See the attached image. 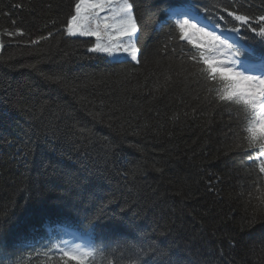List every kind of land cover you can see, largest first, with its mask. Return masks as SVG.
<instances>
[{
  "label": "trees",
  "instance_id": "trees-1",
  "mask_svg": "<svg viewBox=\"0 0 264 264\" xmlns=\"http://www.w3.org/2000/svg\"><path fill=\"white\" fill-rule=\"evenodd\" d=\"M131 2L139 64L67 35L76 0H0V264H56L45 237L87 239L80 222L97 217L124 264L128 246L159 264L150 245L167 251L164 264H264L260 161L236 147L234 110L192 75L183 51L194 47L168 40L169 0ZM194 2L209 28L220 16L239 25L223 8L254 27L264 16V0ZM242 34L264 50L247 26Z\"/></svg>",
  "mask_w": 264,
  "mask_h": 264
},
{
  "label": "snow or ice",
  "instance_id": "snow-or-ice-1",
  "mask_svg": "<svg viewBox=\"0 0 264 264\" xmlns=\"http://www.w3.org/2000/svg\"><path fill=\"white\" fill-rule=\"evenodd\" d=\"M222 10L239 25L224 27L220 21L224 24L227 21L220 16L209 28L200 22L202 18L208 19L207 9H199L194 0H169L165 34L169 41H187L194 47L195 51H183V58L193 65L192 75L205 82L213 101L234 110L239 125L236 147L247 152L249 161H260L258 170L264 174V50L257 54L249 38L242 34L243 27L247 26L254 34L251 39L258 37L259 43L264 45V26H259L264 24V16L255 18L258 26L254 27L252 17L235 9ZM66 32L69 36L94 38L88 51L103 54L113 62H141L142 28L131 0H76ZM7 34L24 35L19 29ZM51 36L49 32L31 43L38 44ZM167 48L165 44V52ZM85 219L87 223L81 221L79 226L81 232L91 234L87 239L83 236L64 239L57 234L46 236L45 258L55 260L56 264H124V250L113 248L107 237L101 240L97 233L98 217ZM26 246L35 248L36 245ZM149 247L153 255L160 257L159 264H164L167 251L162 247ZM118 251L120 255H116ZM126 251L127 264H141L145 255L143 249L128 246ZM114 255L116 258L112 259ZM143 264L148 261L143 260Z\"/></svg>",
  "mask_w": 264,
  "mask_h": 264
},
{
  "label": "rangeland",
  "instance_id": "rangeland-1",
  "mask_svg": "<svg viewBox=\"0 0 264 264\" xmlns=\"http://www.w3.org/2000/svg\"><path fill=\"white\" fill-rule=\"evenodd\" d=\"M101 15H103V13L101 14ZM67 33V32H66ZM69 36V35H68ZM69 37H74V38H79V39H84V40H88V41H90L91 42V46H92V44L95 42V39L94 38H92V37H79V36H69ZM194 38H196V37H194ZM90 46V47H91ZM93 54H95V55H98V56H101V57H103V58H105V59H107L108 61H110V62H113L109 57H107V56H105V55H103V54H97V53H93ZM120 59H124L123 57H121Z\"/></svg>",
  "mask_w": 264,
  "mask_h": 264
}]
</instances>
